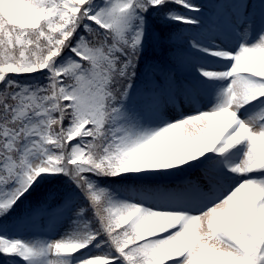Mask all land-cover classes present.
<instances>
[{
	"label": "snow or ice",
	"instance_id": "6c2138e0",
	"mask_svg": "<svg viewBox=\"0 0 264 264\" xmlns=\"http://www.w3.org/2000/svg\"><path fill=\"white\" fill-rule=\"evenodd\" d=\"M0 264H264V0H0Z\"/></svg>",
	"mask_w": 264,
	"mask_h": 264
}]
</instances>
